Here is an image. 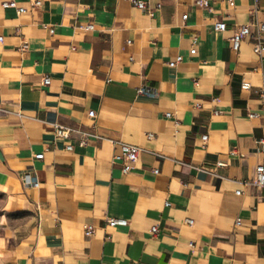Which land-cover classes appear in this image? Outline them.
<instances>
[{"label":"crops","instance_id":"crops-1","mask_svg":"<svg viewBox=\"0 0 264 264\" xmlns=\"http://www.w3.org/2000/svg\"><path fill=\"white\" fill-rule=\"evenodd\" d=\"M4 1L0 264H264V188L251 182L264 163V0H144L152 15L130 0H16L23 13ZM56 123L74 131L58 137ZM112 140L143 148L128 173Z\"/></svg>","mask_w":264,"mask_h":264},{"label":"built area","instance_id":"built-area-1","mask_svg":"<svg viewBox=\"0 0 264 264\" xmlns=\"http://www.w3.org/2000/svg\"><path fill=\"white\" fill-rule=\"evenodd\" d=\"M133 4H135L137 7H139L140 9H142L144 12L148 13V14H153L154 10L151 6L148 5V3L144 0H130ZM234 0H229V2L232 4ZM41 1L40 0H36L35 4H40ZM198 3L204 5V6H208V1L207 0H198ZM3 5L5 7H9V6H14L17 8L19 13H23L27 10L26 7H19L17 5V1L16 0H6L3 2ZM184 19L187 18V14H184L183 16ZM87 29H92L94 28V25L92 23H89L86 25ZM216 29L217 30H226L227 29V24L224 21H218L216 23ZM252 33V29L251 26L249 24H244L239 26L232 35V41H233V48L235 50H238L241 46L242 41L249 36ZM3 37L1 36L0 39H2ZM256 44L254 46V51L258 54H261L264 51V23L263 22H259L256 24ZM199 38L198 36H194L193 40H192V51L196 52L197 51V44H198ZM129 42H131V40H129ZM24 47L27 46V44L25 43L23 45ZM183 56H178L177 60L180 61L182 60ZM51 81L50 76H46L44 78V83L45 84H49ZM241 87L245 90H250L252 88V83L249 80H243ZM139 93H146L149 95H157L158 92L154 91L151 88H148L146 86H141L138 89ZM261 95L264 96V89H262L260 91ZM197 106H201L200 103H197ZM167 115H171L170 112L167 113ZM256 113H252L251 116H256ZM89 116L91 117H95L96 116V112L95 110H90L89 111ZM74 131L73 128L68 127V126H64L62 124L56 123L55 124V132L56 135L58 137H68L71 135V133ZM150 136H153L152 133L149 134ZM202 139L204 141H206L208 139V135L205 134L202 136ZM262 142H264V138L261 140ZM87 140L86 138H83L81 140V144H86ZM112 142L114 144L120 143L121 144V148L122 151L120 154H117L115 156V158L117 160H123L124 165H123V171L125 173H128L132 167L133 164L135 162H137L140 159V155L143 151V148L139 145L136 144H131V143H127V142H121L118 140H112ZM67 148L69 150L74 148V145L69 144L67 145ZM35 158L38 159H42L44 158V152H40L37 153L35 155ZM224 162H218V165H224ZM155 171L158 172V170L156 169ZM22 180L24 182L25 185L27 186H34V187H39L41 185V180L39 178V176L36 174L35 171H25L22 175ZM253 184L264 188V163H259L256 166V174H255V178L251 181ZM245 183H249L248 181H246ZM237 194H241L242 190L238 189L236 191ZM167 205H170V202L166 203ZM187 222L190 224L194 223L193 219H187ZM107 223L109 226H117V225H127L129 223L128 219L123 218V217H109L107 219ZM241 221L238 220L237 224H240ZM153 232H157L158 231V226H153L152 227ZM88 232L89 233H94V226L93 225H89L88 226ZM191 244H193L191 242Z\"/></svg>","mask_w":264,"mask_h":264}]
</instances>
